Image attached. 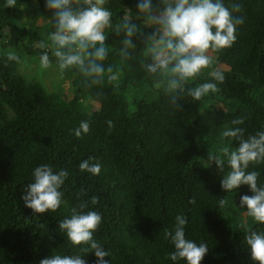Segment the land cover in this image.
I'll list each match as a JSON object with an SVG mask.
<instances>
[{
  "label": "trees",
  "instance_id": "16d2710c",
  "mask_svg": "<svg viewBox=\"0 0 264 264\" xmlns=\"http://www.w3.org/2000/svg\"><path fill=\"white\" fill-rule=\"evenodd\" d=\"M223 2L228 8L240 5L234 15L243 23L229 48L209 50L210 73L201 70L188 82L217 85L215 93L193 102L164 93L142 70L143 41L157 25L137 18L136 0H106L113 26L128 10L138 28L127 58L119 51L123 34L106 30L108 56L102 63L118 72L117 81L91 84L75 68L66 69L63 75L75 81V89L64 95L26 78L18 71L19 60L7 59L8 53L39 59L45 49L38 45L48 39L43 27L53 30L55 10L47 9L44 0H15L12 7L0 0V264H39L56 253H78L86 264H95L91 252L80 251L86 244L72 245L58 228V221L82 204L84 211L102 217L93 239L109 251L110 264H174L167 258L174 249L164 233L172 230L177 214L188 220L186 237L207 245L201 264H258L250 258L244 234L246 228L264 231V224L251 217L248 225L239 224L229 215L239 208L240 196L251 193L246 185L223 191L220 180L228 169L214 162L209 166L207 158L223 144L230 150L238 146L222 136L232 119H242L237 126L245 138L264 130V0ZM154 8L162 11L160 0H153ZM49 58V65H57ZM217 69L223 82L211 76ZM132 89L137 92L134 112L127 101ZM83 96L98 108L87 113ZM82 120L89 131L76 137L71 130ZM88 157L101 165L98 175L79 170ZM41 164L69 174L61 189L64 203L55 211L34 213L21 196ZM249 168L259 170L264 180V164Z\"/></svg>",
  "mask_w": 264,
  "mask_h": 264
},
{
  "label": "clouds",
  "instance_id": "9594fccd",
  "mask_svg": "<svg viewBox=\"0 0 264 264\" xmlns=\"http://www.w3.org/2000/svg\"><path fill=\"white\" fill-rule=\"evenodd\" d=\"M14 2L4 0V6L12 7ZM160 3L163 4L162 11L153 16V0H136L137 18L142 17L145 24L157 25L143 41L145 58L141 62L142 70L164 93L186 95L193 102L200 101L209 92L217 91L216 83L189 86L188 82L195 80L202 69L212 64L209 50L226 49L234 43L237 26L243 23L242 17L234 15L240 10V5L234 3L228 8L223 0H160ZM44 4L47 9L55 11L53 30L48 36L50 43L41 41L38 45L45 49L39 55L40 67H49L51 55L62 73L75 68L85 78H91V84H101L105 78L108 82L117 81L118 72L111 66L105 68L102 63L108 56L106 30L111 28L116 34H123L119 51L122 57L127 58L128 49L135 47L132 41L138 31L129 11L126 10L120 24L113 26L106 0H44ZM7 59L18 61L19 57L8 53ZM211 76L216 82L224 80L219 69L213 70ZM242 123L240 118L232 119V127L222 132L223 137L237 141L238 146L230 150L228 144H223L216 154H209L207 160L209 166L214 162L217 168L228 169L220 180V188L226 193L236 191L241 185L248 187L251 195L240 196L239 208L254 223L264 224V180L259 179V170L249 168L250 164H264V130L248 134L245 138L244 129L237 126ZM261 128L264 129V125ZM71 131L76 137L87 134L89 123L82 120ZM92 160V157L83 159L78 165L79 170L98 175L101 165ZM68 174L67 170H54L48 164L36 166L31 172V182L21 196L24 207L34 213L57 210L64 203L61 189ZM91 202L95 204L96 198L92 197ZM217 203L223 206L225 200L220 199ZM85 207L82 204L79 211L73 208L70 215L58 221V228L72 245L86 244L87 248L80 251L91 252L96 258L95 264H110V260L105 259L110 257L109 251L93 239L102 217L97 211H84ZM187 223L184 215L177 214L172 230L165 231L164 235L170 239L174 249L167 258L174 264L178 260H183L184 264H201L208 251L207 245L186 237ZM244 242L252 261L264 264V231L246 228ZM39 264H86V260L78 253H56L41 259Z\"/></svg>",
  "mask_w": 264,
  "mask_h": 264
},
{
  "label": "rangeland",
  "instance_id": "374dc122",
  "mask_svg": "<svg viewBox=\"0 0 264 264\" xmlns=\"http://www.w3.org/2000/svg\"><path fill=\"white\" fill-rule=\"evenodd\" d=\"M159 13V10L156 8H154L152 11L153 16H158ZM49 33V29L45 25L43 27V35L45 39L48 38ZM47 40L43 41L46 44H49L50 42ZM18 71L28 79L41 82L48 91L57 92L64 95L75 89V81L65 77L63 73L58 69L57 65L51 64L48 68H41L39 65V59L35 56L21 54L18 64ZM202 71H204L205 73H210L211 66L202 69ZM136 97L137 92L134 89L127 92V101L131 112H134L136 110ZM81 101L87 113L92 112L99 106L95 100H92L88 96H83L81 98ZM229 215L230 218H232L236 223H241L243 225L249 224L248 218L250 217H248L246 215V212L240 208H236L235 212Z\"/></svg>",
  "mask_w": 264,
  "mask_h": 264
}]
</instances>
